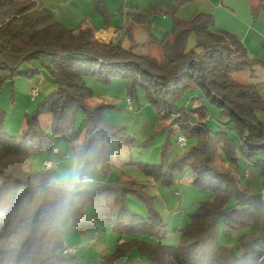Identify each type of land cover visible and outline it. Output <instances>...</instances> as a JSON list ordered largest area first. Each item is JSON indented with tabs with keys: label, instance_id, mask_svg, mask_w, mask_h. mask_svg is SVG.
I'll return each instance as SVG.
<instances>
[{
	"label": "trees",
	"instance_id": "16d2710c",
	"mask_svg": "<svg viewBox=\"0 0 264 264\" xmlns=\"http://www.w3.org/2000/svg\"><path fill=\"white\" fill-rule=\"evenodd\" d=\"M186 1L190 0H175L171 14ZM257 1L259 6L253 9L264 8V0ZM212 24L209 13H198L189 19L173 17L170 31L158 42L162 52V62L158 63L148 55L98 41L88 27L75 31L65 28L52 20L49 9L35 8L32 1L0 0V69L11 77L19 65L27 63L31 67L18 73L32 76L39 70L33 63L46 54L51 57L46 72L55 84L31 113L24 114L17 136L3 130L4 113L0 110V241L7 242L12 235L13 212L29 184L38 175L50 174L45 169L33 171L27 163L28 150L24 149L26 144L38 150L51 147L41 117H47L53 135H68L80 110L86 122L84 136L99 126L108 141L117 139L118 131L105 120L108 105L102 101L89 104L93 92L85 78L92 75L106 83L113 76H122L129 92L135 86L144 88L159 121L179 111L177 122L182 131L195 137L194 145L176 155L166 171L156 164H140L144 174L169 185L174 173L188 168L192 183L207 191L208 199L199 202L189 222L178 230V243L165 245L160 236L163 224L144 193V185L117 179L94 187L88 199L100 216L112 220L120 238H126L118 240L113 253L105 256V262L130 264L136 254L146 264H264V203L260 193H248L242 185L244 189H240L239 182L220 172L213 163L217 150L231 164H237L241 156L261 168L264 182V118L258 117L264 116V84L240 83L232 78V74L252 70L257 64L264 66V61L250 57L236 35L210 30ZM191 33L195 45L187 49L186 40ZM195 88L201 90L198 98L202 104L193 110L178 107L179 96ZM203 98L220 110L217 131H210L206 125L207 106ZM195 124H200L205 132L193 129ZM226 124H230L235 138L228 133ZM122 141L128 143L126 139ZM129 193L146 203V216L132 213L125 206ZM104 194L113 196L108 212L101 202ZM83 213L84 205L75 221ZM219 219L226 234L229 230L239 231V255L219 244Z\"/></svg>",
	"mask_w": 264,
	"mask_h": 264
},
{
	"label": "rangeland",
	"instance_id": "374dc122",
	"mask_svg": "<svg viewBox=\"0 0 264 264\" xmlns=\"http://www.w3.org/2000/svg\"><path fill=\"white\" fill-rule=\"evenodd\" d=\"M118 1L120 4L123 1L135 2V0ZM157 1L162 2V0ZM196 1L199 3L202 0L193 2ZM140 2L144 5L153 3V0ZM256 4L259 6L257 0H206V5H197L196 8L201 10L199 12L211 13L213 24L210 30L227 31L236 35L250 57L264 61V8L259 7L254 10L252 6ZM155 19H161V15L156 16ZM52 20L54 21L53 16ZM194 45L195 36L191 33L187 37L186 48H194ZM158 47L155 44L151 48L161 52ZM50 61V56L42 54L33 66L46 73L45 66L49 65ZM30 67L29 64L22 63L11 77H6L5 71L0 69V110L4 113L3 130L10 136H17L20 133L24 114L31 113L45 96L44 94L34 96L30 93L28 82L35 74L23 76L18 73ZM232 78L240 83L264 84V66L257 64L252 70L246 69L232 74ZM85 83L93 92L89 104L99 101L107 104L104 112L105 120L118 131V138L107 143V156L103 167L95 174L96 183L93 188L117 179L141 183L144 185V193L150 197L151 207L158 213L163 224L160 230L162 243L177 244L178 230L189 222L190 215L196 210L199 202L208 199V193L192 183L193 176L188 168L174 173L172 182L165 185L161 183L160 178L147 177L140 168V164H156L161 171H166L176 155L185 153L194 145L195 137L182 131L180 123L177 122L180 117L179 111L159 121L144 88L135 86L134 90L129 92L126 80L122 76H113L108 82L102 83L89 75L85 78ZM200 94L199 88L187 89L176 100V105L193 110L202 104V99L198 98ZM262 95H264V89H262ZM203 101L207 106L206 125L210 131H217L220 128V110L207 99L203 98ZM258 117L264 118L262 114H258ZM47 121L46 116L41 117V123L51 142V147L38 150L32 148L31 144L24 145V149L28 150L27 163L33 171L44 170L45 161L57 164L61 157L71 150L72 145L85 134V117L80 110L75 114L68 135H53L47 126ZM225 128L235 138L230 130V124H226ZM180 137L185 139V144H179ZM122 139L128 140V143H123ZM213 163L220 172L226 173L239 182L240 189L246 188L248 193L259 192L260 199L264 203V182H262L259 166L251 164L241 156H238L237 164H231L223 159L220 150H217ZM45 170L52 173L57 169L55 166ZM111 197L113 196L105 194L101 197L107 212L111 207ZM124 204L130 212L139 216L144 217L148 212L146 203L135 194H127ZM112 223V220L100 216L98 208L92 205L90 199H87L83 216L77 218L65 236L64 246L75 251L61 256L64 258V264H107L104 260L105 256L113 253L118 240L122 242L126 239L120 238L119 231L112 227ZM217 228L219 244L227 246L235 255H239L237 242L239 231L229 230L226 234L223 231L224 225L221 219L217 222ZM134 257L135 260L130 264H146L136 254Z\"/></svg>",
	"mask_w": 264,
	"mask_h": 264
},
{
	"label": "clouds",
	"instance_id": "9594fccd",
	"mask_svg": "<svg viewBox=\"0 0 264 264\" xmlns=\"http://www.w3.org/2000/svg\"><path fill=\"white\" fill-rule=\"evenodd\" d=\"M101 127L72 145L56 171L38 175L13 212L12 235L0 241V264H64L65 236L107 156Z\"/></svg>",
	"mask_w": 264,
	"mask_h": 264
},
{
	"label": "crops",
	"instance_id": "0c3cea01",
	"mask_svg": "<svg viewBox=\"0 0 264 264\" xmlns=\"http://www.w3.org/2000/svg\"><path fill=\"white\" fill-rule=\"evenodd\" d=\"M26 1L34 2L35 8L49 9L54 21L61 23L65 28L75 31L78 28L88 27L98 41L131 49L135 54L148 55L158 63L162 62V52L152 50L151 47L158 45V42L170 31L173 17L189 19L202 13L196 8L197 5H206V0L199 3L193 2L194 0L186 1L178 5L174 14H171L169 10L175 0H162V2L153 0V3L144 5H141V0L132 3L126 0L127 2L123 1L121 4L118 0L115 2L112 0ZM256 6L257 4L252 8ZM158 15H161V19H155ZM158 48L161 51L160 47ZM28 86L30 91L36 89L39 96L48 94L54 89L55 84L47 72L44 73L39 69L30 77Z\"/></svg>",
	"mask_w": 264,
	"mask_h": 264
},
{
	"label": "built area",
	"instance_id": "2783aa9c",
	"mask_svg": "<svg viewBox=\"0 0 264 264\" xmlns=\"http://www.w3.org/2000/svg\"><path fill=\"white\" fill-rule=\"evenodd\" d=\"M30 93H31V95L36 96L38 92H37L36 89H32V90L30 91ZM128 101L130 102V99H128ZM207 118H208V117H206V119H207ZM178 142H179L180 145H183V144H185V139H184L183 137H180V138L178 139ZM43 166H44L45 169H51L52 167H55L56 164L53 163V162H51V161H45V162L43 163ZM65 249H66V251H67L68 254H71L72 252L74 253V251H75L74 249H71V248H66V247H65Z\"/></svg>",
	"mask_w": 264,
	"mask_h": 264
},
{
	"label": "water",
	"instance_id": "95a60500",
	"mask_svg": "<svg viewBox=\"0 0 264 264\" xmlns=\"http://www.w3.org/2000/svg\"><path fill=\"white\" fill-rule=\"evenodd\" d=\"M192 128H193V129H199V130L205 132V130L203 129V127H202L201 125H196V124H195V125L192 126Z\"/></svg>",
	"mask_w": 264,
	"mask_h": 264
}]
</instances>
